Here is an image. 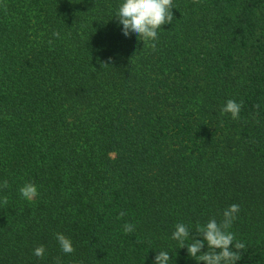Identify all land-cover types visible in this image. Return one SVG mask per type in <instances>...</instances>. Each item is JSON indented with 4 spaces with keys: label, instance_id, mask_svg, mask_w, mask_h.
Masks as SVG:
<instances>
[{
    "label": "trees",
    "instance_id": "trees-1",
    "mask_svg": "<svg viewBox=\"0 0 264 264\" xmlns=\"http://www.w3.org/2000/svg\"><path fill=\"white\" fill-rule=\"evenodd\" d=\"M120 2L0 0V264H197L175 225L232 204L237 264H264V0H173L155 50Z\"/></svg>",
    "mask_w": 264,
    "mask_h": 264
},
{
    "label": "clouds",
    "instance_id": "clouds-1",
    "mask_svg": "<svg viewBox=\"0 0 264 264\" xmlns=\"http://www.w3.org/2000/svg\"><path fill=\"white\" fill-rule=\"evenodd\" d=\"M198 3L199 0H193ZM175 8L173 0H121L115 13V17L122 25V33L128 37L130 33L135 34L143 47L156 49L158 33L163 25L172 23L174 17L171 9ZM59 37L58 32L53 33ZM51 43V41H49ZM104 65V64H102ZM106 66V65H105ZM241 103L229 99L221 109L222 114H230L232 119L239 118ZM8 188V182L5 180L0 184V189ZM19 192L25 200L32 201L38 195L35 184L26 183ZM3 203H8V197H3ZM240 211L238 204H232L222 213V219L218 222L215 218L209 219L205 224H196L195 230L197 236L192 238L190 244H186L189 239V227L184 223H177L171 238L178 242L179 248H186L188 255L203 264H237L241 259L240 251L245 248V244L236 239L235 235L229 230L237 218ZM125 213L121 212L118 218L123 217ZM125 234L135 231V226L125 223L123 226ZM196 237H202L197 239ZM55 238L63 253L72 254L75 249L72 241L62 233H56ZM207 247V251H205ZM203 250V251H202ZM34 255L37 258H43L45 248L40 245L34 249ZM171 258L169 252L158 251L154 257L153 264H170ZM57 264H60L57 259Z\"/></svg>",
    "mask_w": 264,
    "mask_h": 264
}]
</instances>
